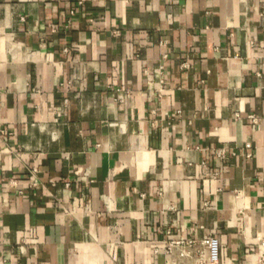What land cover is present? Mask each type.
Segmentation results:
<instances>
[{"label":"crops","instance_id":"crops-1","mask_svg":"<svg viewBox=\"0 0 264 264\" xmlns=\"http://www.w3.org/2000/svg\"><path fill=\"white\" fill-rule=\"evenodd\" d=\"M167 232L254 264L264 0H0V264H164Z\"/></svg>","mask_w":264,"mask_h":264},{"label":"built area","instance_id":"built-area-1","mask_svg":"<svg viewBox=\"0 0 264 264\" xmlns=\"http://www.w3.org/2000/svg\"><path fill=\"white\" fill-rule=\"evenodd\" d=\"M51 30L55 32V27L52 26ZM63 52L66 53L67 50L64 49ZM163 83L164 80L160 79L161 87ZM248 119L255 124L257 123V118L254 115L248 116ZM213 154L220 161H225L229 156H234V152L225 148L213 150ZM35 172V170L32 171L33 174ZM217 175V172L212 174L213 177ZM30 183L31 186H36L34 181ZM65 185L70 186V183L65 182ZM153 251L155 254H162L164 264H220L221 247L218 238L215 236L204 239L193 237L172 239L171 234L167 232L160 248H155ZM251 258L254 264H264V237L255 238Z\"/></svg>","mask_w":264,"mask_h":264}]
</instances>
